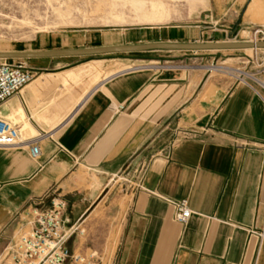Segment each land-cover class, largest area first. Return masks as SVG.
<instances>
[{
    "label": "crops",
    "instance_id": "0c3cea01",
    "mask_svg": "<svg viewBox=\"0 0 264 264\" xmlns=\"http://www.w3.org/2000/svg\"><path fill=\"white\" fill-rule=\"evenodd\" d=\"M260 8L264 22V0H252L246 14ZM168 14L159 21L164 12H145L133 22L163 25L176 11ZM261 22L243 18L216 33L205 26L53 33L28 51L224 42L232 33L243 40ZM159 53L199 54H138ZM34 61L49 63L35 64L33 82L0 106V117L38 133L30 139L40 147L37 158L29 147L0 148V257L28 230L25 210L57 192L81 231L71 251L93 263L113 250L111 264H264L263 85L195 67L107 68L113 60L103 56ZM133 167L144 170L131 191L113 197L127 205L110 219L114 208L102 206L110 178ZM169 200L188 201V223L176 220Z\"/></svg>",
    "mask_w": 264,
    "mask_h": 264
},
{
    "label": "rangeland",
    "instance_id": "374dc122",
    "mask_svg": "<svg viewBox=\"0 0 264 264\" xmlns=\"http://www.w3.org/2000/svg\"><path fill=\"white\" fill-rule=\"evenodd\" d=\"M100 1L107 2L108 0H0V51H28L30 45L40 35L53 33L75 34L86 30L119 32L125 29L144 27L205 26L216 33L223 29L222 25H229L231 21L234 23L240 22L243 18L246 21L260 23L262 12V8H260L251 16L246 14L252 0H202L199 2L192 0H109L108 2L119 4L117 6L118 12L105 14L104 11L97 12V9L101 6ZM234 3H239L240 8L232 9ZM237 10L238 16H232ZM151 11L165 13L164 17L162 15L159 17V21H169L172 14L170 15L168 12L176 11V16L171 22L163 25H145L133 22L139 14ZM121 18H125V21L119 22ZM153 20L158 21L157 19ZM237 34L232 33L234 37L231 38V41H264V22L249 30L248 37L243 40L236 38ZM103 58L113 60L107 63V68L120 65L131 66V68L136 66H154L159 69L195 67L200 68L209 77L222 78L232 82L236 80L254 81L244 74L255 75L260 80L264 79V49L200 52L199 54L112 55L103 56ZM24 61L32 69L37 63H42L43 65L49 63L34 60ZM100 80L96 79L95 81L97 83ZM29 133L31 134L29 135ZM37 135L38 133L30 132L28 126L24 125L22 130L24 139L36 137ZM142 170H144L143 167L139 169L133 167L110 178L111 182L108 191H112V194L107 204L102 205L114 208L115 214L110 219L116 217L114 219L116 221L117 219L119 220L118 216L115 215L119 210L123 211L127 205V201L117 204L113 197L117 198L118 195L125 194L127 190L131 191L130 188L141 177ZM50 203L51 200L46 199L44 206L48 207ZM39 204L40 202L34 204V206L37 207ZM69 210L70 203L68 204V212ZM24 218L32 222L34 219L33 211H31L29 218H27V215H24ZM112 259L113 250L104 264H111ZM0 264H11L5 253L0 257ZM83 264L97 263H93L86 258Z\"/></svg>",
    "mask_w": 264,
    "mask_h": 264
},
{
    "label": "built area",
    "instance_id": "2783aa9c",
    "mask_svg": "<svg viewBox=\"0 0 264 264\" xmlns=\"http://www.w3.org/2000/svg\"><path fill=\"white\" fill-rule=\"evenodd\" d=\"M258 34V32H257ZM164 68V67H163ZM171 69V68H167ZM163 70H166L163 69ZM36 76L34 69L24 60H4L0 62V106L19 95L31 84ZM39 138L24 140L20 127L0 117V148L29 147L34 158L40 155ZM50 206L45 207V200ZM175 208L176 220L188 223L192 211L187 200L171 201ZM33 211L34 219L27 221L28 230L20 231L5 249L6 258L11 264H83L85 259L76 256L69 247L73 236L77 235V225H70L67 217L68 202L57 192H51L40 201L39 206L32 204L24 215L27 218ZM26 219V218H25Z\"/></svg>",
    "mask_w": 264,
    "mask_h": 264
},
{
    "label": "water",
    "instance_id": "95a60500",
    "mask_svg": "<svg viewBox=\"0 0 264 264\" xmlns=\"http://www.w3.org/2000/svg\"><path fill=\"white\" fill-rule=\"evenodd\" d=\"M264 49V42L224 41V42H192V43H148L137 45H118L86 49H62L48 51H0V60H35L69 57H101L122 54H138L145 52H224Z\"/></svg>",
    "mask_w": 264,
    "mask_h": 264
},
{
    "label": "bare ground",
    "instance_id": "6f19581e",
    "mask_svg": "<svg viewBox=\"0 0 264 264\" xmlns=\"http://www.w3.org/2000/svg\"><path fill=\"white\" fill-rule=\"evenodd\" d=\"M109 1V0H108ZM105 2V1H100V8L99 9H97V12H100V11H104V13L105 14H110L111 12H118V10H117V6L119 5V4H117V3H115V2ZM120 6H121V4H120ZM67 7V6H66ZM58 10V9H57ZM72 11V10H71ZM59 12H60V10H59ZM64 12V11H63ZM264 42V41H263ZM2 61H4V60H0V62H2ZM238 72V71H237ZM239 74H241V73H239ZM246 77H248V78H251L252 80H254V81H256V82H258V83H260L261 85H263L264 86V83H263V81H261L260 79H258L255 75H251V74H244ZM13 98V97H12ZM10 100V99H9Z\"/></svg>",
    "mask_w": 264,
    "mask_h": 264
}]
</instances>
